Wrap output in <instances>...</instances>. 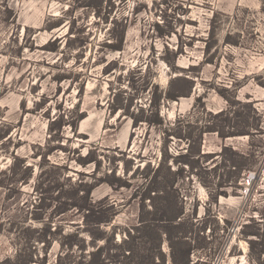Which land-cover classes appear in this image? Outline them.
I'll return each mask as SVG.
<instances>
[{
    "label": "rangeland",
    "instance_id": "rangeland-1",
    "mask_svg": "<svg viewBox=\"0 0 264 264\" xmlns=\"http://www.w3.org/2000/svg\"><path fill=\"white\" fill-rule=\"evenodd\" d=\"M86 2L0 0V264H264L262 247H250L258 238L246 234L264 228V0ZM124 31L121 51L104 46ZM49 42L57 52L43 49ZM139 68L160 89L176 77L190 81L189 97L161 105L164 126L134 127L110 114L111 84ZM61 75L70 79L59 83ZM137 97L130 112L150 115L152 92ZM234 112L251 115L260 130L201 139L206 125L228 126ZM60 116L71 125L53 141L49 124ZM236 124L227 129L238 131ZM166 150L173 169L186 172L175 192L145 202L142 225L133 197ZM88 153L100 164L82 166ZM232 160L247 169L242 179ZM112 172L130 187L98 183ZM79 183L93 186L88 202L100 209L89 219L85 210L61 212L60 197ZM154 205L157 217L183 207L182 229L166 236L149 213ZM172 235L186 236L184 244L172 248Z\"/></svg>",
    "mask_w": 264,
    "mask_h": 264
},
{
    "label": "trees",
    "instance_id": "trees-1",
    "mask_svg": "<svg viewBox=\"0 0 264 264\" xmlns=\"http://www.w3.org/2000/svg\"><path fill=\"white\" fill-rule=\"evenodd\" d=\"M81 2V0H78V2ZM93 1L96 0H87L86 3H82L84 7L91 8L93 6ZM95 8H99L98 5H94ZM99 10V9H98ZM12 12V11H8ZM100 16L99 12L95 13ZM58 27V26H57ZM160 33L163 34L162 27L158 26ZM73 34L72 30H70L69 34ZM76 39V38H75ZM125 39V31L123 35L120 38H116L115 42L112 43H104V46L110 48L112 51H121L123 49V43ZM75 41H78L76 39ZM43 49L45 51L49 52H57L58 48L53 46V43L49 42L47 43ZM167 62V61H166ZM168 63V62H167ZM114 64H117V62H111L106 69V74H109L112 72L114 69ZM169 64V63H168ZM112 66V67H111ZM140 74V75H139ZM69 75H61L60 77H57L56 81L61 83L64 80L70 79L68 77ZM123 81H127V86L123 87ZM190 83V81L187 78L183 77H176L174 79H171L169 83V87L165 89H160V86L153 83L152 80L146 78V76L143 75V68H139L138 70H133L130 74L127 76L120 75L117 79V84H119L118 88L114 87L115 84H111L110 89H111V95H112V100L109 104V111L110 114L115 116L117 113H122L123 115L121 116H127L128 118H131L133 120V125L134 127H138L139 124H146L150 127H155V126H164L165 125V120L163 119L161 115V105L166 102H174L177 101L179 98L182 97H189L190 92L192 90V86L187 87L186 85ZM179 84H184L185 89L182 86H179ZM192 84V83H191ZM178 85V86H177ZM188 86V85H187ZM130 87V89H129ZM129 89V91H128ZM142 89L145 93L151 94L152 92V97L151 100H149V109L150 115H145V112L143 107L142 108V115H133V113L130 112V109L132 107V104L134 100L136 101L138 99L137 94L138 90ZM131 90V91H130ZM137 93H135V91ZM137 97V98H136ZM200 101V98H198ZM229 107L233 108L234 103L229 102ZM240 105H243L244 107H249L252 108V103H239ZM224 113L221 112L219 116H222ZM231 113V112H229ZM236 114V112H234ZM75 116V115H72ZM235 120H238L240 124H236V126L239 127L238 131H230L228 130V127H231V122L234 120V118L227 119L226 121L229 122V125L227 126H222L217 127L214 123L206 125L204 128V131H202L201 139L203 138L204 134L207 133H216L221 139L226 140L228 138H234V137H240V136H251L253 133L248 130V128H254V130L259 131L261 125H255V123L251 122V115H235L233 116ZM74 118V117H73ZM86 118V115L82 113L81 115H76L74 122L78 123L81 122ZM217 118V116L215 117ZM74 123V124H75ZM71 125V123H68L67 121L64 120L63 116H60L56 118L55 120L51 121L49 124V133L53 134L51 138L53 141H58L59 139V133L61 134L63 131V128L65 126ZM228 130V131H227ZM167 136H175V135H170L167 132ZM178 138H182L187 140V142H191V135H176ZM191 146V143H190ZM60 149H63L62 146L58 147ZM57 150V149H55ZM227 151V149L225 148ZM53 152V151H52ZM167 153L162 152L161 159L158 163L157 166H155L154 169L151 168L150 165H148V168L146 167V175L143 176L145 178V183L136 190L134 194V199L139 198L140 196V201L142 203L141 205V211H140V222L145 224V210H146V205L145 202L147 200H150V202L155 201L157 199L163 200L165 198V193H170V192H175V186L177 184L178 178H181L182 176L185 175L186 169L185 167H181L178 169H173L171 162L172 157L168 155V151L166 150ZM190 149L187 151V154L185 156H189ZM51 154V153H49ZM240 156V155H239ZM178 157V156H177ZM180 157V156H179ZM242 158H246L248 160V157H244L241 155ZM175 160V159H174ZM78 162L84 167L91 165V164H100L101 161H99L97 158L90 156V153H88L84 157H80L78 159ZM150 164V163H149ZM184 165L188 166L187 168L190 169L191 171H194L196 169V166L192 164L190 161H185ZM230 168L235 169L237 173H239V178L242 179V174L244 171L247 169L239 164L237 161L233 162V160L230 163ZM28 169V167H26ZM113 172L109 174H105V177H101L98 179V183L100 184H108L112 187H119V188H129L130 183L127 179L123 178H116L112 176ZM88 187V185H84V183H79L75 186H72L69 190H66L67 195L65 197H60L64 198L65 201L60 205L63 206L61 212H65V210L68 209H79V210H85L86 212V219H89L96 215L100 209H95V206L93 204H90L88 202L89 199V194L91 191L94 189L93 186H89L87 190H85ZM81 188H84V190H81ZM83 193V194H81ZM81 194V195H80ZM111 207H114L111 206ZM156 210V212H155ZM155 218L157 217L159 210H157V207L154 205V210L153 212H149ZM184 215V208L180 207L177 209V212L175 215L170 216L169 213L166 211L164 212L162 210V214L160 217H157L156 219L154 218L153 221L159 222L157 224L161 225V229L163 230L164 234L166 236L170 235L171 230L173 229H182V226L184 225L182 216ZM109 223V220L105 219H97L96 224H105ZM87 224L89 225V221H87ZM93 226V223L90 224ZM246 229H251L253 228L252 225H246ZM261 230L263 233H261ZM182 232V231H181ZM180 232V234H182ZM248 236H254L258 238L257 240H251L250 241V247L252 250L255 249V245H259L262 247V250L259 252V258L264 255V228H258L257 231L252 232V233H246ZM183 235V234H182ZM186 236H181L180 238L174 237L172 235L171 240L176 241L177 243L172 244V248H175L176 244H184L182 241ZM92 255L94 257H97L100 255V250L97 252H93ZM95 262L94 260L90 261L88 264H93ZM96 264V263H94Z\"/></svg>",
    "mask_w": 264,
    "mask_h": 264
}]
</instances>
